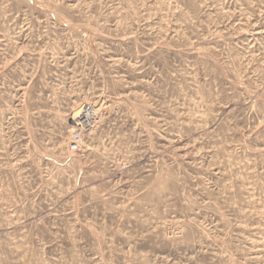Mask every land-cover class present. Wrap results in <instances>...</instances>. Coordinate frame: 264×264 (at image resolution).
Masks as SVG:
<instances>
[{
  "label": "rangeland",
  "instance_id": "obj_1",
  "mask_svg": "<svg viewBox=\"0 0 264 264\" xmlns=\"http://www.w3.org/2000/svg\"><path fill=\"white\" fill-rule=\"evenodd\" d=\"M0 264H264V0H0Z\"/></svg>",
  "mask_w": 264,
  "mask_h": 264
},
{
  "label": "built area",
  "instance_id": "obj_2",
  "mask_svg": "<svg viewBox=\"0 0 264 264\" xmlns=\"http://www.w3.org/2000/svg\"><path fill=\"white\" fill-rule=\"evenodd\" d=\"M91 122V119L88 115L87 120H85V122H82V127L84 126H88ZM72 144L73 146H77L80 142V140L82 139V134L81 131L79 130H75L74 133L72 134Z\"/></svg>",
  "mask_w": 264,
  "mask_h": 264
},
{
  "label": "bare ground",
  "instance_id": "obj_3",
  "mask_svg": "<svg viewBox=\"0 0 264 264\" xmlns=\"http://www.w3.org/2000/svg\"><path fill=\"white\" fill-rule=\"evenodd\" d=\"M92 111H88V109H85V111L81 112V120H83L85 122V120H87V117L89 115V117H92V113H90Z\"/></svg>",
  "mask_w": 264,
  "mask_h": 264
}]
</instances>
